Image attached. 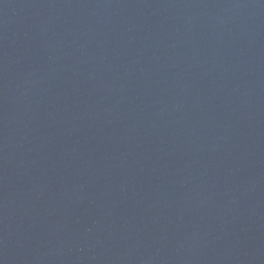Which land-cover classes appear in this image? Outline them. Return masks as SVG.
I'll return each mask as SVG.
<instances>
[{
  "label": "water",
  "instance_id": "95a60500",
  "mask_svg": "<svg viewBox=\"0 0 264 264\" xmlns=\"http://www.w3.org/2000/svg\"><path fill=\"white\" fill-rule=\"evenodd\" d=\"M0 264H264V0H0Z\"/></svg>",
  "mask_w": 264,
  "mask_h": 264
}]
</instances>
